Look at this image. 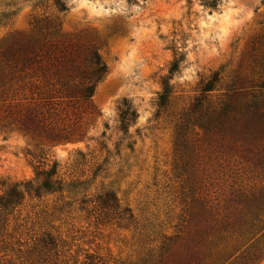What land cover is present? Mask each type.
Listing matches in <instances>:
<instances>
[{
    "label": "rangeland",
    "instance_id": "rangeland-1",
    "mask_svg": "<svg viewBox=\"0 0 264 264\" xmlns=\"http://www.w3.org/2000/svg\"><path fill=\"white\" fill-rule=\"evenodd\" d=\"M64 2L68 12L57 14L62 31L96 39L108 71L92 99L96 114L86 117L88 140L52 147L17 131L0 130V195L2 183L31 180L36 167L53 162L62 180L90 181V187L76 196L26 199L8 232L13 244L51 234L59 243V264H75L76 258L82 264L86 255L110 264H136L183 224L188 199L176 167L189 170L198 164L190 162L187 153L175 152L176 132L201 85L220 73L219 91L209 94L216 99L235 85L249 91L264 82V0H220L215 10L205 8L203 0ZM18 8L0 27V41L30 32L35 16L56 15L50 1L40 9L30 3ZM178 53L185 61L170 80L167 106L159 108L161 80ZM123 102L138 114L127 136L118 129ZM195 132L198 129L189 130L188 148L195 146L209 159L226 185L236 188L244 179L256 180L252 172L259 168L253 161ZM109 190L120 210L130 209L133 223L98 207L96 197ZM5 252L0 243L1 259L22 264ZM253 264H264V254Z\"/></svg>",
    "mask_w": 264,
    "mask_h": 264
},
{
    "label": "trees",
    "instance_id": "trees-1",
    "mask_svg": "<svg viewBox=\"0 0 264 264\" xmlns=\"http://www.w3.org/2000/svg\"><path fill=\"white\" fill-rule=\"evenodd\" d=\"M49 1L56 15L35 16L30 32L0 41V130L17 131L54 147L88 140L86 117L96 114L92 99L108 71L96 39L62 31L57 14L68 12L64 0H1L0 27L16 15L19 4L30 3L33 9H40ZM219 1L203 0V6L215 10ZM184 61V55L175 54L168 76L162 78L159 108L167 106L172 95L170 80ZM219 77L220 73H214L201 85L199 97L176 132L175 152L187 153L189 161L198 164L189 170L176 167L188 199L183 224L173 236L162 237L159 248L150 250L136 264H253L264 254V82L249 91L235 85L213 99L209 94L219 91ZM137 119V111L123 102L119 131L127 136ZM195 128L196 137L202 135L220 148L231 146L240 158L253 161L259 168L252 172L256 180L244 179L246 183L241 181L236 188L226 185L224 175H215L209 159L195 146L192 151L188 148L189 130ZM89 183L62 180L56 162L36 167L31 180L2 183L0 243L6 250L4 256L9 252L22 264L63 263L59 261V243L51 234L31 238L29 244H13L9 224L26 199L76 196L87 192ZM96 203L107 214L134 222L130 209L120 210L112 191L100 193ZM241 250L242 255L235 257ZM0 264L11 262L0 258ZM82 264L110 263L86 255Z\"/></svg>",
    "mask_w": 264,
    "mask_h": 264
}]
</instances>
